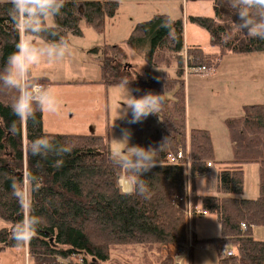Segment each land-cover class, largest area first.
Segmentation results:
<instances>
[{"label":"trees","instance_id":"obj_1","mask_svg":"<svg viewBox=\"0 0 264 264\" xmlns=\"http://www.w3.org/2000/svg\"><path fill=\"white\" fill-rule=\"evenodd\" d=\"M118 7V0H66L61 15L53 18L54 25L48 26L46 21L57 35L45 36L67 42L70 36L81 37L82 21L101 32L105 20L114 18ZM213 10V17H189V22L207 31L212 47L218 50L214 55L199 46H186L183 21L160 14L137 24L122 44L92 50L102 60L103 78L99 83L120 86L127 80L129 86L137 85V97L147 92L164 96L162 111L131 123L135 144L141 146L150 129L148 119L161 116V128L148 137L145 147L158 152L155 167L143 177L150 192L148 198L121 191L118 180L124 171L113 164L103 137L47 133L42 112L35 120L21 121L11 108L17 93L0 91V219L9 225L0 229V254L8 248H22L31 264H101L121 249L139 247L152 252L172 246L180 250L191 242L189 261L195 247L207 245L216 250L220 264H264V241L253 237L255 228H264V104L243 106L241 117L225 120L234 157L222 163L224 167L217 174L219 196L198 195L193 186L195 174L205 172L211 164L213 148L209 131L192 129L187 133L185 74L203 75L197 70H212L230 55L264 52V40L246 37L233 28L232 20L237 17L225 0H214ZM166 21L170 22L168 27L163 26ZM22 35L12 18V3L0 2V70L16 51ZM144 41L149 45V69L139 73L126 62L127 52ZM151 67L171 68L174 74L162 70L161 78H151ZM33 78L45 86L54 84L46 77ZM39 137L54 138L57 144L70 146L71 152L47 158L33 156L28 144ZM165 149L188 152L189 201L184 169L164 163ZM248 163L260 165L259 196L255 199L236 197L242 193V167ZM27 171L42 179L43 186L32 194L33 214L44 217L46 223L30 244L17 247L12 232L27 211L18 203L12 186ZM188 206L192 211L198 208L214 215L220 236L197 240L188 231ZM226 247L234 254L221 258V250ZM161 264H174L173 257L166 256Z\"/></svg>","mask_w":264,"mask_h":264},{"label":"rangeland","instance_id":"obj_2","mask_svg":"<svg viewBox=\"0 0 264 264\" xmlns=\"http://www.w3.org/2000/svg\"><path fill=\"white\" fill-rule=\"evenodd\" d=\"M118 2L116 15L105 20L101 32L94 31L83 21L80 23L82 36H70L69 57L51 65L42 63L32 69V76H45L54 83L46 87L62 102L58 113L42 112L43 130L53 134L101 136L108 143L111 159L114 153L125 149L124 143L115 142L122 139L123 130L131 133L129 144L136 145L129 123L131 112L129 111L127 117L117 119V111L123 116L121 110L127 102L124 98L125 90L121 86H106L98 82L103 78L102 60L92 50L103 48L106 44H122L137 24L148 21L155 15L165 14L183 21L185 45L199 44L206 54L214 55L218 52L217 48L212 47L207 31L189 22V17L192 16L213 17L212 0H118ZM47 25H54L53 18L47 20ZM148 50L147 41L128 49L126 62L135 72L142 73L149 69L146 61ZM262 53L230 55L221 59L212 70L203 75L185 74L187 133L192 129L209 131L213 148V159L208 175H196L194 178L193 186L198 195L219 196L216 187L217 174L224 167L222 163L233 160L225 120L241 117L245 104H264V56H259L264 55ZM257 56L259 58H254ZM162 70H167L171 76L174 74L171 68ZM162 70L151 67V78H161ZM136 89L137 85L129 86L134 96ZM148 125L149 132L144 134L141 144L144 148L148 137L161 128L160 114L150 117ZM165 151L170 152L168 149ZM27 153L24 147V154ZM184 153L190 161L188 152ZM242 170L243 190L236 197L255 199L259 196L260 165L248 163ZM123 180L124 176L118 180V185L121 191L126 193ZM121 181L124 182L123 185ZM186 184L189 193L190 180H186ZM3 227L8 228L9 225L0 219V229ZM188 227L201 240L220 236V226L214 215L196 216L189 220ZM190 244L191 242L183 247L182 253L171 246L152 252H144L139 247H131L127 251L121 249L118 254L112 252L110 260L101 264H161V260L166 256L174 257L178 252L180 254L174 259V264H220L216 250L207 245L195 247L189 261ZM227 251L233 252L230 247H226L221 250L220 257L224 258L222 253ZM0 264H31V261L24 249L8 248L0 254Z\"/></svg>","mask_w":264,"mask_h":264},{"label":"clouds","instance_id":"obj_3","mask_svg":"<svg viewBox=\"0 0 264 264\" xmlns=\"http://www.w3.org/2000/svg\"><path fill=\"white\" fill-rule=\"evenodd\" d=\"M12 18L18 23L22 38L16 44L8 58L7 65L0 70V91L17 93L11 105L13 113L24 122L35 120L38 112L56 114L62 102L49 88L31 75L32 69L42 63L54 64L71 55L70 45L63 38L49 40L45 33L56 36L57 33L46 26L49 18L61 15L66 0H11ZM228 8L237 17L232 20L233 28L246 37L264 40V0H225ZM168 21L164 27L169 26ZM39 41V43H37ZM130 81L121 82L125 90V107L117 111V119L127 117L131 112L129 123L142 122L149 115L163 110V95L147 92L134 96L129 90ZM139 91V89H136ZM120 109V106L119 108ZM131 133L123 130V137L117 143H124L125 149L112 156L113 164L124 171L127 194L150 196L144 175L156 165L157 151L152 147L145 149L139 145H130ZM28 151L33 156L47 158L48 155H63L71 152V147L59 145L54 138L39 137L28 144ZM43 186L42 179L25 172L18 183L13 184V194L27 215L14 226L12 239L17 247L30 244L38 235L39 227L46 223L42 216L33 214L32 194Z\"/></svg>","mask_w":264,"mask_h":264},{"label":"built area","instance_id":"obj_4","mask_svg":"<svg viewBox=\"0 0 264 264\" xmlns=\"http://www.w3.org/2000/svg\"><path fill=\"white\" fill-rule=\"evenodd\" d=\"M197 71H200V72L205 74V73L209 72L210 70H207L204 67H202V68L198 69ZM164 163L167 165L182 166L184 169L185 175L187 177H190V161L188 159V156H186L185 153L181 149H179L177 152H174V153H170V152L166 153ZM208 166H210V165H208ZM186 214H187L188 220H191L194 214L206 215L205 212H201L198 208H196L195 211L194 210L192 211L190 206L188 207ZM242 228H244V226H242ZM189 246H191V244ZM179 251L181 252V250H179ZM179 254L180 253L178 252V254L175 255V258L178 257ZM224 255L226 257H231L232 253H225Z\"/></svg>","mask_w":264,"mask_h":264},{"label":"crops","instance_id":"obj_5","mask_svg":"<svg viewBox=\"0 0 264 264\" xmlns=\"http://www.w3.org/2000/svg\"><path fill=\"white\" fill-rule=\"evenodd\" d=\"M0 2H11V0H0ZM212 2H213V4H214V0H212ZM162 15H165V14H162ZM192 17H196V16H192ZM37 43H39V41H37ZM185 43V42H184ZM186 46H199V47H201L199 44H186ZM202 48V47H201ZM262 54H264V52L262 53ZM259 56H264V55H259ZM254 58H259L258 56L257 57H254ZM264 58V57H263ZM31 75H32V72H31ZM32 77H45V76H32ZM46 78H48V77H46ZM49 79V78H48ZM255 105V104H254ZM244 106H246V104L244 105ZM77 135H79V134H77ZM82 135H84V134H82ZM122 184V183H121ZM194 236H195V238L197 239V240H201V239H198L197 237H196V234H194ZM253 237H254V239L255 240H258V241H264V228H255L254 229V233H253ZM216 238H218V237H216ZM205 239V238H204ZM206 239H209V238H206ZM172 247V246H171ZM25 250V252H26V249H24ZM206 250V249H205ZM26 255H27V252H26ZM28 256V255H27ZM219 263V262H218Z\"/></svg>","mask_w":264,"mask_h":264},{"label":"bare ground","instance_id":"obj_6","mask_svg":"<svg viewBox=\"0 0 264 264\" xmlns=\"http://www.w3.org/2000/svg\"><path fill=\"white\" fill-rule=\"evenodd\" d=\"M124 181V180H123ZM123 181H121V183H122V185L124 184V182ZM124 189H125V186H124ZM188 231H191L190 229H188Z\"/></svg>","mask_w":264,"mask_h":264}]
</instances>
